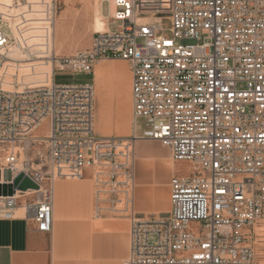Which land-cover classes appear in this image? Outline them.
I'll return each instance as SVG.
<instances>
[{"label": "built area", "instance_id": "built-area-1", "mask_svg": "<svg viewBox=\"0 0 264 264\" xmlns=\"http://www.w3.org/2000/svg\"><path fill=\"white\" fill-rule=\"evenodd\" d=\"M106 6L112 28L95 33L89 49L63 57L54 49L58 0H0V185L24 175L38 187L1 195L0 221L23 217L38 232L52 233L56 182L81 181L91 169L97 201L130 213L123 264H258L264 0H112ZM108 60L131 67L128 138L96 135L93 83L55 82L57 72L90 76ZM39 63L51 65V76L22 84L21 68L32 72ZM138 120L150 128L143 137ZM43 122L48 129L39 135ZM137 140L160 142L174 162L192 168L171 177L170 211L161 218L133 210Z\"/></svg>", "mask_w": 264, "mask_h": 264}, {"label": "crops", "instance_id": "crops-1", "mask_svg": "<svg viewBox=\"0 0 264 264\" xmlns=\"http://www.w3.org/2000/svg\"><path fill=\"white\" fill-rule=\"evenodd\" d=\"M92 43L93 38H88L80 51L89 49ZM72 52L65 51L63 57L71 56ZM104 66L115 70L118 82L104 86L93 83L95 125L99 124L95 133L99 137H131L133 132L126 136L120 128L128 117L121 108L128 102L129 86L133 121L130 64L105 63ZM93 175L90 169L81 181L56 182L52 233L38 232L35 224L23 217L0 221V264H123L130 251V219L123 212L110 210L107 201H97ZM141 194L140 189V197Z\"/></svg>", "mask_w": 264, "mask_h": 264}, {"label": "rangeland", "instance_id": "rangeland-1", "mask_svg": "<svg viewBox=\"0 0 264 264\" xmlns=\"http://www.w3.org/2000/svg\"><path fill=\"white\" fill-rule=\"evenodd\" d=\"M108 1V0H107ZM59 13L57 16L56 22L59 20L63 10L68 12L77 13V15L86 16V10L79 1L76 0H58ZM105 14L108 16V7L105 3ZM165 26L170 27V23L165 21ZM169 35L170 33H166ZM94 29L89 28L85 31V36L83 40L75 45L66 46L61 54L58 56H64V52L67 50H72V55L77 51L84 50L87 39L93 38ZM90 47V46H89ZM56 52V51H55ZM57 55V54H56ZM96 72H93V75L86 74H72L68 72H57L55 75L56 84H87L96 82ZM48 123L43 122L38 134L44 135L47 132ZM150 128L147 126V123L143 120L137 121V136L143 137L144 133ZM135 188H134V212L143 218H151L158 215V210L156 209V194L159 189L161 193H169V182L171 177L175 174L174 171L178 167V175H190L191 174V165L186 162L176 163L172 160L171 152L169 149L165 148L160 142L151 141V140H137L135 143ZM174 173V174H173ZM140 189L142 191L140 197V206L143 207L141 212H145L146 215L137 209L138 203L135 201L137 195H140ZM164 191V192H163ZM154 194V195H153ZM170 195V193H169ZM155 196V197H154ZM121 200H125L124 196L120 197ZM125 206V201L119 205V209H123ZM124 213V212H123ZM169 213V212H168ZM166 213L160 214L162 217L166 216ZM129 215L130 213H125ZM259 227V228H258ZM264 223L257 225L256 234L258 239L254 238L253 245L255 252L260 257L261 262L264 264ZM259 261V259H258Z\"/></svg>", "mask_w": 264, "mask_h": 264}, {"label": "bare ground", "instance_id": "bare-ground-1", "mask_svg": "<svg viewBox=\"0 0 264 264\" xmlns=\"http://www.w3.org/2000/svg\"><path fill=\"white\" fill-rule=\"evenodd\" d=\"M79 1L84 9L86 10V16L77 15V13L73 12H66L63 10L61 16L59 17V20L56 22L55 30H54V49L55 53L57 55L61 54L62 50L68 46V45H77L79 44L84 36L85 31L89 28L94 29V33L104 32L108 31L112 28V24L110 22L109 15L107 16L105 14V3H107V0H76ZM112 1V0H108ZM67 14L65 17L64 15ZM18 57V56H17ZM123 64L127 65V61H107V62H100L95 70L98 72L96 83L99 86H104L106 84H114L118 82L116 78V74L114 73V69L110 67H105L104 64ZM31 68L29 66L22 67L20 70V82L22 84H37L42 83L46 79H48L51 76L52 69L51 65L49 63H39L35 71L31 72ZM14 73V69L10 68L8 72V77ZM10 80V79H9ZM10 83V81H8ZM128 102L126 105H123L121 108V112L124 115H128L126 119H124L121 122L120 128L123 129L126 133V136H130L133 132V121L131 118V96H130V86L128 90ZM101 110V109H100ZM100 123V122H99ZM99 130V124L96 123L95 125V131L98 133ZM181 163L178 164V166ZM178 172V167L175 169L174 173ZM173 173V174H174ZM122 181V180H121ZM135 183V182H134ZM164 192V191H163ZM170 193V191H169ZM167 192L166 194H163L160 192V190H157L156 194V209L158 210V215H156V218H161L162 216L160 214L168 213L170 211V195ZM32 194V192H27V195ZM153 194V195H154ZM138 198H135V201L138 203L140 199V195H137ZM155 197V196H154ZM138 199V200H137ZM121 204L123 203L122 200ZM133 206L135 204L133 203ZM134 208V207H133ZM143 207H141L138 204L137 209L141 212ZM144 211V210H143ZM142 215H148L145 212H141ZM148 217V216H147ZM264 234V230H262ZM257 259H259V264H263L260 260V257L256 250Z\"/></svg>", "mask_w": 264, "mask_h": 264}, {"label": "water", "instance_id": "water-1", "mask_svg": "<svg viewBox=\"0 0 264 264\" xmlns=\"http://www.w3.org/2000/svg\"><path fill=\"white\" fill-rule=\"evenodd\" d=\"M1 179V173H0ZM12 176L9 171L5 173V182H11ZM20 189L22 191H27L29 189H37L38 187L28 178H25L24 175H20L18 178L14 180L13 185H0V196H12L14 194V189Z\"/></svg>", "mask_w": 264, "mask_h": 264}]
</instances>
